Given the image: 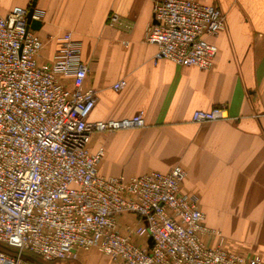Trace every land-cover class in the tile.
I'll list each match as a JSON object with an SVG mask.
<instances>
[{
  "label": "built area",
  "instance_id": "built-area-1",
  "mask_svg": "<svg viewBox=\"0 0 264 264\" xmlns=\"http://www.w3.org/2000/svg\"><path fill=\"white\" fill-rule=\"evenodd\" d=\"M29 8L0 15V246L16 250L0 251V264H36L30 256L79 261L91 251L109 264H263L221 247L197 197L180 192V167L134 177L99 173L103 150L90 151L91 136L143 128V112L88 121L96 92L85 87L81 42L65 33L53 59L40 62L44 43L27 26ZM116 23L109 15L108 25ZM225 28L215 5L155 0L144 42L156 47L155 61L210 70L218 53L210 39ZM226 120L225 105L191 114L195 124ZM123 216L135 220L120 222ZM204 236L219 245L207 246Z\"/></svg>",
  "mask_w": 264,
  "mask_h": 264
},
{
  "label": "crops",
  "instance_id": "crops-1",
  "mask_svg": "<svg viewBox=\"0 0 264 264\" xmlns=\"http://www.w3.org/2000/svg\"><path fill=\"white\" fill-rule=\"evenodd\" d=\"M193 1L215 3L226 15V29L210 39L218 48L210 70L154 60L156 47L144 42V33L155 0H36L40 27L30 29L44 43L40 62L53 59L65 33L81 42L85 87L96 92L88 121L143 112V128L91 136L90 151L103 150L101 175L134 177L180 167V192L197 196L204 225L221 232L222 244L244 243L264 262V0ZM31 2L1 0L0 15ZM111 14L114 26L108 25ZM117 82L124 85L115 91ZM219 105L229 120L191 122L195 110ZM203 241L219 245L215 236Z\"/></svg>",
  "mask_w": 264,
  "mask_h": 264
},
{
  "label": "rangeland",
  "instance_id": "rangeland-1",
  "mask_svg": "<svg viewBox=\"0 0 264 264\" xmlns=\"http://www.w3.org/2000/svg\"><path fill=\"white\" fill-rule=\"evenodd\" d=\"M215 6H218L214 3ZM218 9L220 10V7L218 6ZM221 11V10H220ZM222 12V11H221ZM223 13V12H222ZM225 15V13H223ZM225 20H226V15H225ZM226 29V28H225ZM224 29V30H225ZM223 30V31H224ZM222 31V32H223ZM184 171V170H183ZM185 173V172H184ZM197 197V196H196ZM198 199V198H197ZM204 214V213H203ZM207 227V226H206ZM214 233L220 234L221 232L216 229V228H209ZM218 228V227H217ZM220 230H223L222 228H219ZM221 236V234H220ZM222 237V236H221ZM227 240V239H226ZM222 248L225 251L232 252V253H240L242 255H245L247 257L250 256H259L260 259L263 262L262 256L255 250H250L248 246H246L244 243H239V242H230L228 241L222 244ZM0 251L5 252L10 255H14L15 249H10V248H5L3 246H0ZM30 256V255H29ZM30 258L36 263V264H109V259L106 256L100 255L95 253L94 251L89 252L88 254L82 253V255L79 258V261H69V260H57L54 262H42L40 257L37 256H30ZM264 264V262H263Z\"/></svg>",
  "mask_w": 264,
  "mask_h": 264
},
{
  "label": "water",
  "instance_id": "water-1",
  "mask_svg": "<svg viewBox=\"0 0 264 264\" xmlns=\"http://www.w3.org/2000/svg\"><path fill=\"white\" fill-rule=\"evenodd\" d=\"M35 5H36V0H32L30 8L27 13V26L32 29L38 30L40 27V22L31 19Z\"/></svg>",
  "mask_w": 264,
  "mask_h": 264
}]
</instances>
